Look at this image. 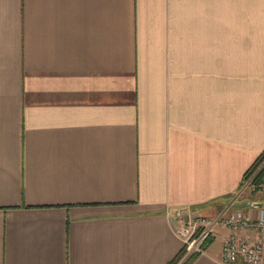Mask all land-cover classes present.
Returning a JSON list of instances; mask_svg holds the SVG:
<instances>
[{
    "label": "crops",
    "instance_id": "crops-1",
    "mask_svg": "<svg viewBox=\"0 0 264 264\" xmlns=\"http://www.w3.org/2000/svg\"><path fill=\"white\" fill-rule=\"evenodd\" d=\"M262 150L264 0H0V264H168Z\"/></svg>",
    "mask_w": 264,
    "mask_h": 264
},
{
    "label": "built area",
    "instance_id": "built-area-1",
    "mask_svg": "<svg viewBox=\"0 0 264 264\" xmlns=\"http://www.w3.org/2000/svg\"><path fill=\"white\" fill-rule=\"evenodd\" d=\"M244 186L253 188L251 178ZM176 233L183 242L186 253H203L205 245L213 238L218 226L228 232L221 243L220 264H260L264 244L260 235L264 232V207H259L257 216L246 213L241 208L227 209L213 218H204L190 212L177 214ZM254 230L258 238L251 240L244 230Z\"/></svg>",
    "mask_w": 264,
    "mask_h": 264
},
{
    "label": "trees",
    "instance_id": "trees-1",
    "mask_svg": "<svg viewBox=\"0 0 264 264\" xmlns=\"http://www.w3.org/2000/svg\"><path fill=\"white\" fill-rule=\"evenodd\" d=\"M244 179L251 178V184L253 186L252 191H258L264 183V150H262L255 160L252 162L250 167L244 173ZM184 254V248H182L176 256L168 262V264H190L195 258L196 253L191 254L189 257L182 260Z\"/></svg>",
    "mask_w": 264,
    "mask_h": 264
},
{
    "label": "rangeland",
    "instance_id": "rangeland-1",
    "mask_svg": "<svg viewBox=\"0 0 264 264\" xmlns=\"http://www.w3.org/2000/svg\"><path fill=\"white\" fill-rule=\"evenodd\" d=\"M248 179H250V178H248ZM246 180H247V179H246ZM245 188L250 189V187H246V186H244V189H245ZM251 190H252V189H251ZM191 254H192V253H186V251L184 250V254H183V256H182V260H184L185 258L189 257Z\"/></svg>",
    "mask_w": 264,
    "mask_h": 264
},
{
    "label": "water",
    "instance_id": "water-1",
    "mask_svg": "<svg viewBox=\"0 0 264 264\" xmlns=\"http://www.w3.org/2000/svg\"><path fill=\"white\" fill-rule=\"evenodd\" d=\"M251 205L254 206V207H260V206H262L264 204H262L261 202H252Z\"/></svg>",
    "mask_w": 264,
    "mask_h": 264
}]
</instances>
